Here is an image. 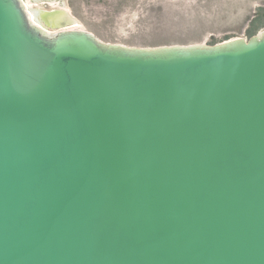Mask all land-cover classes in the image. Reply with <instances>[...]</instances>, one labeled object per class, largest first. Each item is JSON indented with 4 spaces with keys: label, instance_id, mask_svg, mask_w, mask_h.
<instances>
[{
    "label": "water",
    "instance_id": "1",
    "mask_svg": "<svg viewBox=\"0 0 264 264\" xmlns=\"http://www.w3.org/2000/svg\"><path fill=\"white\" fill-rule=\"evenodd\" d=\"M0 264H264V29L134 47L0 0Z\"/></svg>",
    "mask_w": 264,
    "mask_h": 264
},
{
    "label": "rangeland",
    "instance_id": "2",
    "mask_svg": "<svg viewBox=\"0 0 264 264\" xmlns=\"http://www.w3.org/2000/svg\"><path fill=\"white\" fill-rule=\"evenodd\" d=\"M66 2L71 17L102 41L134 47L212 45L235 37L249 38L250 22L264 8V0ZM35 5L51 8L49 3Z\"/></svg>",
    "mask_w": 264,
    "mask_h": 264
},
{
    "label": "trees",
    "instance_id": "3",
    "mask_svg": "<svg viewBox=\"0 0 264 264\" xmlns=\"http://www.w3.org/2000/svg\"><path fill=\"white\" fill-rule=\"evenodd\" d=\"M264 26V8H260L257 15L250 22L248 36L255 35Z\"/></svg>",
    "mask_w": 264,
    "mask_h": 264
},
{
    "label": "bare ground",
    "instance_id": "4",
    "mask_svg": "<svg viewBox=\"0 0 264 264\" xmlns=\"http://www.w3.org/2000/svg\"><path fill=\"white\" fill-rule=\"evenodd\" d=\"M41 4H45V3H41ZM57 4H58L57 1H53V2H50V3H49V6H50V7H55V6H57ZM25 5H26L28 8L40 9V8L38 7V5H35V4H33L32 2H31V3H28L27 1H25ZM47 5H48V4H47Z\"/></svg>",
    "mask_w": 264,
    "mask_h": 264
}]
</instances>
